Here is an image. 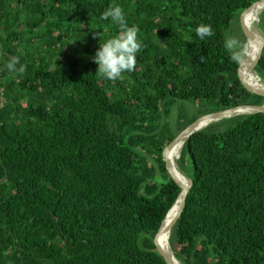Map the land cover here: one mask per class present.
<instances>
[{
  "label": "trees",
  "instance_id": "obj_1",
  "mask_svg": "<svg viewBox=\"0 0 264 264\" xmlns=\"http://www.w3.org/2000/svg\"><path fill=\"white\" fill-rule=\"evenodd\" d=\"M259 1L0 0V264H167L156 237L181 188L163 152L202 116L264 105L223 47ZM113 4L143 47L110 81L93 57L121 30L100 19ZM254 72L264 82V48ZM177 163L192 186L176 259L264 264V114L196 132Z\"/></svg>",
  "mask_w": 264,
  "mask_h": 264
},
{
  "label": "clouds",
  "instance_id": "obj_2",
  "mask_svg": "<svg viewBox=\"0 0 264 264\" xmlns=\"http://www.w3.org/2000/svg\"><path fill=\"white\" fill-rule=\"evenodd\" d=\"M100 19L119 24L121 30L117 35L100 42L93 59L98 64V72L103 78L110 81L123 80L126 73L135 70L137 55L142 51L143 44L138 38L139 28L136 25L129 26L127 24L122 7L116 4L109 5L101 12ZM214 35L215 30L210 23H200L195 29V36L201 42ZM223 47L229 53L230 58L237 63L246 54L243 41L236 35H229L224 40ZM200 59L203 61L204 57L202 56ZM18 64L19 58L14 57L6 64V68L9 71L22 72L23 67L17 69Z\"/></svg>",
  "mask_w": 264,
  "mask_h": 264
},
{
  "label": "water",
  "instance_id": "obj_3",
  "mask_svg": "<svg viewBox=\"0 0 264 264\" xmlns=\"http://www.w3.org/2000/svg\"><path fill=\"white\" fill-rule=\"evenodd\" d=\"M257 6H260V7L264 6V0H260L259 2L253 4L249 9H247L241 15V26H242V29H243L245 35H246L247 40L251 37V33L248 30V28L246 27V25H245L244 16L248 12H250L254 7H257ZM263 48H264V31L260 35V44H259L258 54L253 59V61L247 66L250 71H254L257 63L259 62V60H260V58L262 56ZM245 65H246L245 62L239 61L238 75H239L240 81L242 82L244 87L250 93L264 97V90H261L259 88H256V87H253V86L249 85L248 83H246V81L242 77V70H243ZM255 114H264V105H262V106H240V107L228 109V110H225V111L216 112V113H213V114H208V115L202 116L198 120H196L194 123H192L190 126H188L183 132H181L177 136V138L165 148V150L163 152V157H164V160H165V163H166L167 171L170 174V176L172 177V179L181 188V194L179 195V197H178L177 201L175 202V204L172 206V208L167 213V216H166V218H165V220H164V222H163V224H162V226H161V228H160V230L158 232V235L156 237V244L158 246V249H159L160 253L162 254V256L164 257V259H165L167 264H178V263H176L177 261L174 258L173 252H172V250L170 248V244H169L170 250H168L167 246L165 245L163 240H161V235L164 232H168V231H170V234H171L173 226L176 224V222L180 218V216H181V214H182V212H183V210L185 208L186 199L188 197L190 188L192 186L191 179L188 178L190 180V185L186 186V187L178 179L177 175L181 174V173L178 170L176 164L172 163V161L168 158L169 152L171 151V149L173 147H175L177 145L182 144L184 146L186 141L192 135H194L196 132H199V131L203 130L204 128H206L207 126H209L212 123H218V122H221V121H224V120H227V119H231V118H235V117H239V116H247V115H255ZM174 208H177V212H176L174 218H172V220L167 223L168 216L173 211Z\"/></svg>",
  "mask_w": 264,
  "mask_h": 264
},
{
  "label": "bare ground",
  "instance_id": "obj_4",
  "mask_svg": "<svg viewBox=\"0 0 264 264\" xmlns=\"http://www.w3.org/2000/svg\"><path fill=\"white\" fill-rule=\"evenodd\" d=\"M264 6L260 7H254L251 11H250V19H251V26L249 28V31L252 32L251 34V38H249L247 40V43H250L247 47H246V54L244 55V57L240 60L241 62H245V58L250 55L252 52H254V50L257 48V46L260 43V35L262 34L263 30L260 26L261 23V16L263 15L264 12ZM257 8V9H256ZM248 65H245L243 70H242V75L251 83L257 85L258 87L262 88L264 90V82L263 80L257 76V74L254 71H250L247 67ZM183 149V145H177L175 147H173L170 151V158L172 163L176 164V160H178L181 156V152ZM174 153H175V158L174 159ZM169 158V155H168ZM177 166V165H176ZM181 173V172H180ZM178 178L182 179L184 181V186H189L190 185V180L183 174H178L177 175ZM177 212V208H174L173 211L169 214L168 219H167V223L169 221L172 220V218H174L175 214ZM170 231L168 232H164L161 235V240H163V242L165 243V245L167 246V249L170 250L169 248V237H170ZM174 255V254H173ZM174 258L176 259V257L174 256ZM176 263L181 264V262H179L176 259Z\"/></svg>",
  "mask_w": 264,
  "mask_h": 264
},
{
  "label": "rangeland",
  "instance_id": "obj_5",
  "mask_svg": "<svg viewBox=\"0 0 264 264\" xmlns=\"http://www.w3.org/2000/svg\"><path fill=\"white\" fill-rule=\"evenodd\" d=\"M260 26H261V23H260ZM242 30V26H241V18L239 19V22L237 23V21L235 22V24H234V26H233V28L228 32V36L229 35H236V36H238L242 41L244 40V33H243V31H241ZM251 34H252V32H250ZM227 36V37H228ZM244 43V45L246 46V43H247V40L245 41V42H243ZM258 76V75H257ZM180 159V158H179ZM179 159L178 160H176V165L178 164L177 162L179 161Z\"/></svg>",
  "mask_w": 264,
  "mask_h": 264
}]
</instances>
